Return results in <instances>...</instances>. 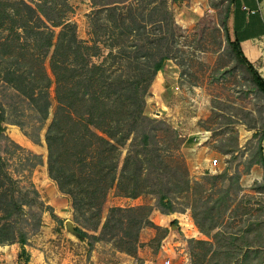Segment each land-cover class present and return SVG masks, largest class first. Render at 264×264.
Returning a JSON list of instances; mask_svg holds the SVG:
<instances>
[{
    "label": "trees",
    "instance_id": "1",
    "mask_svg": "<svg viewBox=\"0 0 264 264\" xmlns=\"http://www.w3.org/2000/svg\"><path fill=\"white\" fill-rule=\"evenodd\" d=\"M90 2L89 39L81 40L75 22L56 0H0V62L10 66L2 86H8L4 90L10 89L11 98L18 100L10 102L0 91V244L17 243L22 252L27 234L21 224H27L28 212L35 216L33 209H37L29 225L36 231L42 223L43 204L32 184L25 186L13 176L1 154L8 114L20 128L24 124L22 118L17 119V111L21 117L30 113L38 123L33 125L36 130L50 120L44 135L47 174L70 197L76 222L84 221L85 226L74 229L79 241L89 239L90 249L96 242L113 241L120 252L131 255L140 230L152 225L151 206L112 207L103 218V205L112 189L127 199L154 195L155 209L162 214L174 213V199H188L192 189L180 151L181 136L166 121L151 119L146 113L154 78L167 61L183 55L176 41L182 30L169 0ZM228 12L229 6L218 30L231 58L264 96V80L239 42L230 40ZM5 33L11 37L4 38ZM263 138L264 127L260 145ZM12 144L22 168L29 171L42 163L38 155ZM254 164L264 169L261 146ZM238 180V173L223 172L202 178L208 188L196 184L200 189L197 204L191 207L193 220L210 241H187L193 264H264L259 222L244 230L222 227L235 201L229 197L231 188ZM207 192L212 194L205 196Z\"/></svg>",
    "mask_w": 264,
    "mask_h": 264
},
{
    "label": "rangeland",
    "instance_id": "2",
    "mask_svg": "<svg viewBox=\"0 0 264 264\" xmlns=\"http://www.w3.org/2000/svg\"><path fill=\"white\" fill-rule=\"evenodd\" d=\"M56 2L75 22L78 38L88 40L87 15L92 10L90 0ZM231 2L233 0H169L175 23L182 30L176 41L183 55L180 54L176 61L165 63L146 97L148 117L166 121L181 136L183 143L180 151L192 185L189 198L177 197L173 205L175 212L162 214L155 209L157 202L154 195L144 194L136 199H127L112 189L103 205V218L112 207L151 206L154 208L149 216L152 225L140 230L136 249L131 255L120 252L113 241L96 242L90 249L89 239L81 242L68 232L66 221L74 227L85 226V223L82 219L76 222L70 197L60 192L47 174L44 135L50 120L36 130L33 125L37 127L38 123L33 116L26 112L21 117L17 111V119L22 118L24 124L20 128L11 122L13 115L8 114L1 154L10 164V172L15 178L21 179L25 186L29 183L33 185L43 206L39 212L42 223L36 231L29 225L34 223L37 209H33L35 216L25 209L28 222L21 224L27 234L25 251L22 252L17 243L0 244V264H144L145 260L157 264L161 263L159 248L165 238L178 241L181 246L175 250L184 249L188 254L187 263L193 264L187 241H210L199 232L193 220L191 207L197 204L195 201L200 189L196 184L208 188L202 178L223 172L229 175L238 173L239 180L238 185L231 188L229 197L235 201L226 211L222 227L228 225L233 230L243 227L244 230L259 222L264 240V169L260 164H254L258 160L263 134L264 96L255 89L250 75L231 58L223 33L218 30ZM64 3L66 7H63ZM53 30L55 34L59 31L58 28ZM3 37L11 35L5 33ZM45 65L48 68V59ZM6 68L10 66L0 62V91L8 101L16 102L17 99L11 98L10 89L3 88L8 86H2ZM33 139H37L36 143ZM12 142L38 155L42 163L29 171L22 168L17 159L19 153ZM213 160L217 161L215 165ZM175 214H187L195 230L190 228L182 233ZM85 217L90 219V213H86ZM198 218L204 222L201 214ZM86 224L90 226L91 222ZM184 262L183 256L178 255L172 264Z\"/></svg>",
    "mask_w": 264,
    "mask_h": 264
},
{
    "label": "crops",
    "instance_id": "3",
    "mask_svg": "<svg viewBox=\"0 0 264 264\" xmlns=\"http://www.w3.org/2000/svg\"><path fill=\"white\" fill-rule=\"evenodd\" d=\"M226 27L230 40L236 39L239 42L244 55L264 80V0H233L229 5ZM261 150L264 160V138ZM175 216L177 219L181 218V214ZM172 250L173 248L166 252L159 250L161 263L157 264H163ZM184 263L188 264L186 261ZM144 264L153 263L145 260Z\"/></svg>",
    "mask_w": 264,
    "mask_h": 264
},
{
    "label": "built area",
    "instance_id": "4",
    "mask_svg": "<svg viewBox=\"0 0 264 264\" xmlns=\"http://www.w3.org/2000/svg\"><path fill=\"white\" fill-rule=\"evenodd\" d=\"M216 160H213V165L216 164ZM177 223H178V226L180 227V231L182 233L185 234V231L188 232V230L190 228H194V225L192 223V221L190 220L189 216L185 215V214H181V218L180 219H177ZM194 234H196V231L195 233H193L192 237H194ZM178 241L174 242L173 238H171L170 240H167V238H165L161 244H160V248L159 250L161 252H166V251H170V248H173V250L171 251V255L166 257L163 261V264H172L173 261H175V259L178 258V255H182L183 256V259L188 262V254L187 252L182 249V250H175L177 247L181 246L180 244L177 243Z\"/></svg>",
    "mask_w": 264,
    "mask_h": 264
},
{
    "label": "water",
    "instance_id": "5",
    "mask_svg": "<svg viewBox=\"0 0 264 264\" xmlns=\"http://www.w3.org/2000/svg\"><path fill=\"white\" fill-rule=\"evenodd\" d=\"M65 225H66V228H67L68 232H70L74 236H77L78 235V233L75 231L74 226L71 224V222L66 221L65 222Z\"/></svg>",
    "mask_w": 264,
    "mask_h": 264
}]
</instances>
